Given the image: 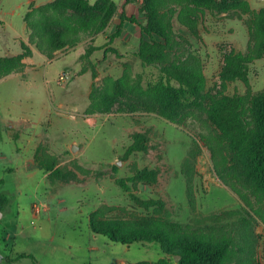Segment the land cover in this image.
<instances>
[{
    "label": "rangeland",
    "instance_id": "1",
    "mask_svg": "<svg viewBox=\"0 0 264 264\" xmlns=\"http://www.w3.org/2000/svg\"><path fill=\"white\" fill-rule=\"evenodd\" d=\"M52 1L0 0V55L19 54L21 43L31 51L22 71L0 79V194L7 198L0 209V255L6 258L0 264L179 262L154 242L121 244L94 234L92 212L122 230L143 228L172 240L224 244L222 264H237L242 249L253 244L254 257L264 264V191L208 114L223 96L264 89V53L248 64L247 85L220 75L227 55L256 48L253 22L264 0H257L259 6L245 0L247 12L199 7L194 16L185 11L184 21L193 22L198 35L186 41L176 36L184 34L180 8L172 0H157L159 21L174 37L166 43L153 34L164 56L149 63L138 55L140 43L149 38L136 24L125 23L121 36L109 40L122 10L141 25L148 23L141 0H111L117 11L100 31L95 13L51 7L42 10L43 18L34 11ZM24 12L37 15L48 30L76 29L77 43L47 60L28 40ZM190 51L201 61L202 91L186 94L178 104L146 98L142 89L148 82L170 64L184 62ZM104 92L111 95L107 103ZM90 101L98 107L91 113ZM137 134L144 137V150L126 155ZM25 142L40 149L23 156ZM25 160L37 168L27 170ZM38 163L52 164L53 174L47 176ZM140 170L151 171L153 179L130 181ZM139 201L154 203L146 208Z\"/></svg>",
    "mask_w": 264,
    "mask_h": 264
},
{
    "label": "trees",
    "instance_id": "2",
    "mask_svg": "<svg viewBox=\"0 0 264 264\" xmlns=\"http://www.w3.org/2000/svg\"><path fill=\"white\" fill-rule=\"evenodd\" d=\"M131 0H124V4ZM143 11L148 18V23L143 26L139 23L134 15H126L122 10L118 14V19L114 27L113 33L109 40L121 36L125 23L129 22L136 24L141 34L146 35L149 41H142L138 50V55L144 62H152L153 60H160L163 55V46L157 43L153 34L165 39L166 43L171 41L174 37L169 34L159 19L157 0H141ZM174 5L180 8L178 19L184 26L182 35H176L183 41L185 37L198 38L196 25L191 22L184 21V12L188 15L195 16L199 7L218 8L221 10L240 8L242 11H249L248 4L245 0H220L215 3L214 0H172ZM192 6V7H191ZM60 10H72L74 13H95L101 21L100 25L95 28V31L103 29L108 20L115 15L117 5L111 0H97L92 5L88 0H53L44 7H38L34 11L40 13L42 10L48 8ZM194 7V8H193ZM27 12L24 16L27 29L29 32V42L44 58L50 60L54 53L66 47H73L78 40L77 30L69 27V30H48L41 23L37 15ZM43 18V12L41 15ZM31 18V19H30ZM33 18V19H32ZM254 28L257 31L256 36L259 41L256 48L247 54H229L225 58V65L221 70V77L224 80L235 81L240 80L247 85L248 64L254 59L260 58L264 53V9H262L258 16H255L253 22ZM93 28V27H92ZM21 52L15 56L6 57L0 55V79L10 74L18 73L23 70V59L31 57V51L26 44L21 43ZM87 55V54H86ZM95 72H92V78ZM172 82L177 83V87L172 85ZM117 88V87H116ZM202 65L199 56L193 52H189L188 57L184 62L178 65L170 64L168 67L161 70V74L155 82H148L142 93L155 102H167L168 104L181 103V99L186 94L197 95L202 91ZM93 90L91 91L92 96ZM102 102L107 103L111 99V95L107 93L102 94ZM97 103L90 101L87 112H94L97 110ZM210 119L222 131L227 139L232 150L239 154V159L249 170L254 182L264 191V89L258 93L252 94L249 91L244 95L223 96L215 100L208 111ZM173 119L171 116H169ZM144 137L137 134L133 137V142L126 149V155L134 152L144 150ZM37 150L40 149L38 145ZM39 164V163H38ZM40 169H43L47 176L52 170V164H39ZM115 169V166L113 167ZM49 171V172H48ZM55 173H57L55 171ZM130 181L153 179V173L147 170L137 171L134 176L129 178ZM116 183L125 188L122 180H116ZM7 202L6 196L0 194V209H2ZM144 207L148 208L153 205L152 201H139ZM98 212H92L89 215V226L94 234H107L112 242L121 244H131L134 242H154L171 256H179L180 260L177 264H222L225 255L226 246L224 244L210 245L188 238L170 239L159 231H148L143 228L133 230H122L117 223L110 221H101L98 218ZM18 257H26L21 254ZM136 264H167V260L160 259L154 263L139 262ZM237 264H259L254 257V245H246L240 252Z\"/></svg>",
    "mask_w": 264,
    "mask_h": 264
},
{
    "label": "crops",
    "instance_id": "3",
    "mask_svg": "<svg viewBox=\"0 0 264 264\" xmlns=\"http://www.w3.org/2000/svg\"><path fill=\"white\" fill-rule=\"evenodd\" d=\"M247 1L250 2L251 4L253 3V4L256 5V6H259V5H260V4L257 2V0H247ZM27 3H28V2H27ZM25 12H26V11H25ZM25 12H24V14H25ZM24 14H23V18H24ZM23 28H24V26H23ZM30 58H31V57L26 58V59L24 60V63L27 64V61L29 62V61L31 60ZM37 144H38V143L32 145V143L25 142L24 145L22 146V154H23V156L26 155V154H28V152L31 151V150H32V152H34L35 149H36V147H37ZM32 161H33V160H31V163H32V164L30 163V166H29V164L27 163V160H25V168H26L27 170H31V169L37 168V167L35 166V163H33ZM100 192H101L102 194L104 193L103 188L100 189ZM0 258H2L3 260H4V259L6 260L5 256L0 255ZM9 260H12V259H9Z\"/></svg>",
    "mask_w": 264,
    "mask_h": 264
},
{
    "label": "water",
    "instance_id": "4",
    "mask_svg": "<svg viewBox=\"0 0 264 264\" xmlns=\"http://www.w3.org/2000/svg\"><path fill=\"white\" fill-rule=\"evenodd\" d=\"M77 150H78V148H77L76 146H74V145H72L71 148H70V151H71L72 153H75ZM177 257H178V256H175V257H174V261H175V262H177V260H178Z\"/></svg>",
    "mask_w": 264,
    "mask_h": 264
},
{
    "label": "built area",
    "instance_id": "5",
    "mask_svg": "<svg viewBox=\"0 0 264 264\" xmlns=\"http://www.w3.org/2000/svg\"><path fill=\"white\" fill-rule=\"evenodd\" d=\"M63 77L61 76L60 79H62ZM35 210L37 211V208H35Z\"/></svg>",
    "mask_w": 264,
    "mask_h": 264
}]
</instances>
